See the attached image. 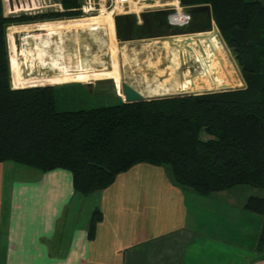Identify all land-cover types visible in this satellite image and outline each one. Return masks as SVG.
Returning a JSON list of instances; mask_svg holds the SVG:
<instances>
[{"label": "trees", "instance_id": "16d2710c", "mask_svg": "<svg viewBox=\"0 0 264 264\" xmlns=\"http://www.w3.org/2000/svg\"><path fill=\"white\" fill-rule=\"evenodd\" d=\"M59 3L62 11L7 18L0 0V164L67 170L74 192L84 197L140 163L166 168L177 187L202 197L240 186L264 192V0H180L181 7L210 6L219 36L234 54L242 89L135 103H124L113 92L115 104L65 112L57 110L56 87H37L44 84L39 74L23 77L34 59L24 43L17 50L13 42L19 32L26 33L25 45L37 41L27 32L32 27L46 36L48 22H35L81 14L79 0ZM213 37L218 63L204 66V78L219 91L235 82ZM40 58L41 68L51 70L48 54ZM167 78L162 89L149 83L140 93L145 98L175 94L179 83ZM45 80L53 85L52 76ZM183 88L176 93L188 92ZM244 210L262 217L256 251L264 257V197H248ZM101 219L93 211L89 235Z\"/></svg>", "mask_w": 264, "mask_h": 264}, {"label": "crops", "instance_id": "0c3cea01", "mask_svg": "<svg viewBox=\"0 0 264 264\" xmlns=\"http://www.w3.org/2000/svg\"><path fill=\"white\" fill-rule=\"evenodd\" d=\"M62 27L52 39L64 49ZM228 192L202 197L177 187L166 168L140 163L84 197L67 170L4 162L0 264H264L262 219L244 210L248 198L238 206L221 199ZM95 210L102 219L89 235Z\"/></svg>", "mask_w": 264, "mask_h": 264}, {"label": "rangeland", "instance_id": "374dc122", "mask_svg": "<svg viewBox=\"0 0 264 264\" xmlns=\"http://www.w3.org/2000/svg\"><path fill=\"white\" fill-rule=\"evenodd\" d=\"M79 1L82 4L84 0ZM50 3L53 6L42 10L40 13L63 10L59 0H50ZM98 15L100 14L90 12L88 15L81 13L74 18L45 19L35 22L54 23H51V29L49 31L47 30L46 36L44 37L43 35L38 36L40 32L34 31L35 27L30 28L27 32L30 34L35 33L34 36H37V41L34 40L27 45L22 40L26 34L25 32H19L14 35L13 42L15 43L16 49L19 50L24 43L23 47L31 51V56L34 59V64H27L30 67H28L26 72L22 69L23 77L32 80V78H35L39 74L41 78L38 79L42 80L43 82L41 81V83L44 84L43 86L37 87H56L55 100L59 112L91 110L115 104L117 100L109 95V93L114 92L119 97L118 92L122 94L121 84L124 81L142 93L145 92L146 86L149 83L154 84L158 82L156 87L159 88L160 84H164V77H168V80L174 79L179 83L178 72L180 70V64L177 50L169 47L167 43L160 41H142L127 44L119 49L115 38L112 14L103 13L101 16ZM33 24L30 23L29 25ZM56 26H63L62 35L64 32L66 36L64 49L62 43L61 47H54V44L56 45L54 42L56 37L54 36L52 39V36L56 32V28H54ZM40 40H42L41 45H46L47 48L39 46ZM218 41L221 44L219 45L222 52L221 58L228 67L230 76L235 82V85L231 88L242 89L244 82L232 50L226 46L220 36L218 37ZM200 45L204 54L201 53L195 42L191 46L194 50V59L198 64L197 70L200 74L198 79L200 81L198 82L199 85L194 80L191 81V74L186 68V73L183 75V82L181 84H175V94H177L176 89L183 90V87H186L188 92L204 93L203 91L211 92L213 90L218 92L216 91L218 90L216 84L214 82H210V84L205 83L204 78L206 76L204 66L216 65L218 63L215 39L213 36L208 35L207 40L200 39ZM46 54H48V60L46 62L50 63L51 70L41 68L40 55L46 57ZM26 74H30L29 77ZM50 74L54 78H52L53 85L45 83V79ZM157 75L163 77L162 82L158 81ZM220 77L223 80H227L224 75H220ZM69 80L75 83H70ZM249 196L264 197V192L257 188L240 186L231 189L230 192L222 196L225 198L221 199L230 200V202L238 206L243 204ZM256 216L262 219L261 216Z\"/></svg>", "mask_w": 264, "mask_h": 264}, {"label": "water", "instance_id": "95a60500", "mask_svg": "<svg viewBox=\"0 0 264 264\" xmlns=\"http://www.w3.org/2000/svg\"><path fill=\"white\" fill-rule=\"evenodd\" d=\"M9 5L11 8V0H9ZM175 14L176 10L169 8L164 10L145 11L141 12L139 15L126 14L114 16L113 22L117 47L120 49L127 44H134L142 41H160L162 43H167L169 47L178 52L180 64V70L178 72L179 84L183 82V75L186 73L187 68L191 74V81L194 80L197 85H199L198 82L200 81H198V79L200 74L197 70L198 64L194 59V50L191 46L193 42H195L201 53H203L200 39L207 40L208 35L205 34L216 36L217 38L219 37L218 29L212 19L211 8L208 5L182 7L181 14L186 19L182 24L172 22L171 18ZM20 16L21 14H10L7 18H16ZM157 79L158 81H162L163 77H158ZM231 90L234 89L222 88L218 92ZM121 91L124 96L122 99L124 103L143 102L164 97L212 93L205 91H203L204 93L185 92L145 98L139 91L125 81L121 84Z\"/></svg>", "mask_w": 264, "mask_h": 264}, {"label": "built area", "instance_id": "2783aa9c", "mask_svg": "<svg viewBox=\"0 0 264 264\" xmlns=\"http://www.w3.org/2000/svg\"><path fill=\"white\" fill-rule=\"evenodd\" d=\"M11 1L12 6L10 8L9 0H2L5 17L10 14H36L53 6L50 0ZM174 3H176V6H180V0H84L81 4L80 12L83 15H88L90 12L99 13L104 11L105 13H111L113 17L120 14L139 15L141 12L145 11L164 10L169 8L175 9L172 5ZM181 8L180 6V9ZM185 20L183 21L185 22Z\"/></svg>", "mask_w": 264, "mask_h": 264}, {"label": "bare ground", "instance_id": "6f19581e", "mask_svg": "<svg viewBox=\"0 0 264 264\" xmlns=\"http://www.w3.org/2000/svg\"><path fill=\"white\" fill-rule=\"evenodd\" d=\"M172 5L175 7V10H176V14L174 16H172V18H171L172 22L177 23V24L184 22L183 20H185V18L181 14L180 6H176V3H174ZM103 13H105V12L104 11L103 12H99L98 14H100V15H98V16H101ZM107 13H109V12H107Z\"/></svg>", "mask_w": 264, "mask_h": 264}, {"label": "flooded vegetation", "instance_id": "af4514ba", "mask_svg": "<svg viewBox=\"0 0 264 264\" xmlns=\"http://www.w3.org/2000/svg\"><path fill=\"white\" fill-rule=\"evenodd\" d=\"M50 76H52V75L50 74Z\"/></svg>", "mask_w": 264, "mask_h": 264}]
</instances>
